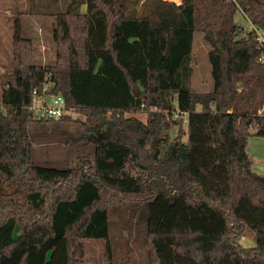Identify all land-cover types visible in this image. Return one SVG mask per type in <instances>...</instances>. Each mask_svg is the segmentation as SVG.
I'll return each instance as SVG.
<instances>
[{
	"label": "trees",
	"instance_id": "trees-1",
	"mask_svg": "<svg viewBox=\"0 0 264 264\" xmlns=\"http://www.w3.org/2000/svg\"><path fill=\"white\" fill-rule=\"evenodd\" d=\"M121 2L66 0L63 10L13 14L0 74V264H76L90 239L104 242V264H135L117 242L135 222L141 264H264V175L245 149L249 136L264 137V62L234 20L239 7L264 28V0ZM23 13L54 18V64L33 61ZM196 31L209 45L207 91L190 84ZM47 80L84 116L54 120L81 124L94 146L76 167L31 160L28 125L52 121L33 116L31 92ZM151 106L169 113L173 135L163 112L125 115ZM114 198L128 205L116 223ZM246 227L249 247L239 243Z\"/></svg>",
	"mask_w": 264,
	"mask_h": 264
},
{
	"label": "rangeland",
	"instance_id": "rangeland-1",
	"mask_svg": "<svg viewBox=\"0 0 264 264\" xmlns=\"http://www.w3.org/2000/svg\"><path fill=\"white\" fill-rule=\"evenodd\" d=\"M130 6L132 0H121ZM177 1L180 0H168ZM66 0H60L57 4H54L52 8L49 4L45 3V0H38L37 3H33L32 0H0V74L10 64L12 53V17L18 10L37 9L42 12H50L57 9H65ZM52 9V10H51ZM234 14V20L237 24L246 26V18L242 15V11L239 7L236 8ZM20 23L22 32L29 38L32 46V58L33 61L40 64H54L56 59V45L52 40V29L54 27L55 20L52 15H36L23 13L20 16ZM209 45L203 38L202 31H196L193 36V58L192 67L193 72L190 80V84L194 90L207 91L211 89L212 79L210 75V65L208 62L207 52ZM261 108V107H260ZM149 111H158L165 114L164 120L167 121L170 128L168 132L173 135L177 130V124L174 126L173 121L168 112L151 106L143 107L140 111L125 113L126 116L133 115L141 121H146V116ZM77 118L81 120L84 116L81 113H76ZM74 117V118H75ZM182 123L184 129L186 120L184 117L172 116ZM83 126L79 123H60L57 121L47 122H32L28 125V134L31 141V160L34 164L42 165L46 167H76L79 162V158L82 156L91 157L93 152V144L86 140V133L82 131ZM115 131L111 128V134ZM186 137H183L185 140ZM246 152L251 160V169L259 174L264 175V137L251 135L248 137L246 146ZM111 205L118 209V213L112 216V223L120 220L119 214L121 212V218L127 219L128 213L125 212L126 203H121L118 199L114 198ZM135 218H131L133 224ZM136 224V225H135ZM132 235L130 239H121L117 242L120 247L123 248V257L126 256V246L132 250L133 262L135 264H141L144 251L142 250L139 236L138 223H134V226L130 232ZM112 234H117V228L114 227ZM113 240V239H112ZM83 255L78 258L76 264H104V242L99 240H84ZM240 245L243 247H249L255 244V235L253 230L246 227L242 236L239 239Z\"/></svg>",
	"mask_w": 264,
	"mask_h": 264
},
{
	"label": "built area",
	"instance_id": "built-area-1",
	"mask_svg": "<svg viewBox=\"0 0 264 264\" xmlns=\"http://www.w3.org/2000/svg\"><path fill=\"white\" fill-rule=\"evenodd\" d=\"M176 4L180 3L175 1ZM242 13V12H241ZM242 15H244L242 13ZM246 28L252 33L256 47L259 49L258 61L264 62V28L252 23L245 15ZM54 82L44 81L34 86L31 92L30 111L33 116L44 120H59L63 116L75 117L76 112L65 105L64 97L53 91ZM259 114H264V106L258 110ZM178 116L177 113H175Z\"/></svg>",
	"mask_w": 264,
	"mask_h": 264
}]
</instances>
